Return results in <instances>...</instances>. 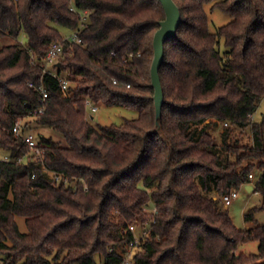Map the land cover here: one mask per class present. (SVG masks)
<instances>
[{
    "label": "trees",
    "instance_id": "1",
    "mask_svg": "<svg viewBox=\"0 0 264 264\" xmlns=\"http://www.w3.org/2000/svg\"><path fill=\"white\" fill-rule=\"evenodd\" d=\"M174 1L182 23L165 43L158 125L151 68L166 18L160 0H0L6 264H97L98 257L121 264L136 223L147 234L133 264H264V224L250 213L245 221L254 226L240 230L220 207L223 195L253 183L255 169L263 171L255 191L264 197V117L252 121L264 98V0ZM211 3L232 17L216 33L205 9ZM84 11L81 44L66 41L61 29H79ZM53 43L63 45L55 67L69 82L66 93L43 72ZM87 99L138 117L96 127ZM30 117L65 139L38 138L43 162L13 133L20 119L27 131ZM248 128L250 142L241 143ZM151 203L156 213L146 210ZM249 242L259 243L258 253L239 251Z\"/></svg>",
    "mask_w": 264,
    "mask_h": 264
},
{
    "label": "rangeland",
    "instance_id": "2",
    "mask_svg": "<svg viewBox=\"0 0 264 264\" xmlns=\"http://www.w3.org/2000/svg\"><path fill=\"white\" fill-rule=\"evenodd\" d=\"M205 9L208 13L209 20H210V31L212 33H216L217 30L229 23L232 19V17L229 14H226L219 9L213 8V4H208L205 6ZM61 33L63 35H70L72 32H68L66 29H61ZM19 41L25 42L23 38H20ZM11 42L10 40H6L5 43ZM50 71H56V67L51 65L48 68ZM93 114V119H89L90 123L94 126H110V125H119L122 122H124L125 119H135L138 117V113L135 110H130L122 107H107L104 105H98V111ZM264 117V98L262 99L261 103L259 104V107L256 111V113L252 116L253 122H260ZM29 123V129L27 131L33 133L37 138L41 136L45 137H52L56 141H61L65 143L64 137L54 131L53 129L49 127H45L43 125L38 124L35 117H30L28 120ZM223 131V127L221 125L218 126L217 136L218 140L219 132ZM237 134V133H236ZM250 135L251 131L250 128L246 129L244 131L243 136H238L241 140V143H249L250 142ZM7 156L5 153L0 151V160H3V158ZM263 175V171L259 169H255L253 171V183L251 185L254 186V191L249 192L245 186L241 187L239 191V198L234 199L233 203L230 206H225L223 203L220 204V207L223 210L228 211L230 214L234 225L240 229V230H246L248 228H251L254 226V223H249L245 221V216L253 213L254 217L259 224H264V197L261 192H256L255 188L259 180L261 179ZM154 205L151 203L146 210L148 212H151ZM19 229L23 233L28 232V228L25 222L24 217H17L16 218ZM136 230L138 233H141L143 228L140 224H134ZM258 242H249L242 246H240L239 251L244 252L245 254H256L258 253ZM100 258H97V264H101Z\"/></svg>",
    "mask_w": 264,
    "mask_h": 264
},
{
    "label": "built area",
    "instance_id": "3",
    "mask_svg": "<svg viewBox=\"0 0 264 264\" xmlns=\"http://www.w3.org/2000/svg\"><path fill=\"white\" fill-rule=\"evenodd\" d=\"M73 11L78 13V11L76 10L75 7L73 8ZM79 14L81 16L80 27H79V29L73 31L70 35L65 37V40L68 41V42H74V43H77V44H81V39L79 38V34H80L83 26L87 22V18H88L89 12L88 11H84V12L79 13ZM21 42L24 44L23 41H21ZM62 49H63L62 43H53L50 46V48H49V50H48V52H47V54H46V56H45V58L43 60L44 61V70H43V72H44V74L45 73L46 74H51L54 77H56L58 79V81H59V87L61 88V91L63 93H66L67 90H68V86H69V82L66 79V77L59 76L57 74V71H50L48 69L49 66H51V65H53V66L57 65V62H58L59 56H60V54L62 52ZM32 60L34 62H36V58L35 57H32ZM30 86L31 87H35V85L32 84V83L30 84ZM39 90L43 94L42 102H45V100L47 98V92H46V90H45V88L43 86H40ZM86 106L88 108V118L89 119H93V114L92 113H95V112L98 111V105L94 104L91 100L87 99L86 100ZM43 111H44V109L41 108V109L38 110V113L42 114ZM25 126H26L25 120L20 119L15 124V126L13 128V133L15 134L16 137L22 138L25 142H27L30 145L31 149H32V154L34 156H36L37 160L43 162L44 150L39 147V139L33 133H31L29 131H24ZM3 160L9 161L10 159H9L8 156H5L3 158ZM249 178L251 180H253V174H251ZM56 180L59 181V178L56 177ZM238 190L239 189H234L230 193L223 195L221 197V202L227 207L230 206L233 203L234 199L239 198V191ZM151 212L156 213L157 212L156 208L153 207ZM129 231L133 235V240L131 241L127 252L125 253L124 259H123L121 264H133L134 257L137 254V251L140 248L141 243H142L144 237L147 234L145 229L142 230L141 233H138L134 225H130L129 226ZM0 264H6L5 263V259L2 256H0Z\"/></svg>",
    "mask_w": 264,
    "mask_h": 264
},
{
    "label": "water",
    "instance_id": "4",
    "mask_svg": "<svg viewBox=\"0 0 264 264\" xmlns=\"http://www.w3.org/2000/svg\"><path fill=\"white\" fill-rule=\"evenodd\" d=\"M166 13V18L160 22V28L154 36V60L151 68L152 85L155 89V107L157 124L162 117V108L164 105V89L160 77V68L164 62L165 57V43L172 37L177 35L180 24L182 23V15L180 8L174 0H160ZM246 189L250 192L254 186L249 184Z\"/></svg>",
    "mask_w": 264,
    "mask_h": 264
},
{
    "label": "crops",
    "instance_id": "5",
    "mask_svg": "<svg viewBox=\"0 0 264 264\" xmlns=\"http://www.w3.org/2000/svg\"><path fill=\"white\" fill-rule=\"evenodd\" d=\"M252 191H254V189ZM252 191H250V192H252Z\"/></svg>",
    "mask_w": 264,
    "mask_h": 264
}]
</instances>
